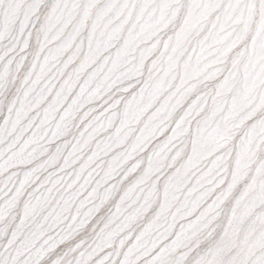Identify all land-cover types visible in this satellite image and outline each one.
<instances>
[{
	"label": "snow or ice",
	"instance_id": "6c2138e0",
	"mask_svg": "<svg viewBox=\"0 0 264 264\" xmlns=\"http://www.w3.org/2000/svg\"><path fill=\"white\" fill-rule=\"evenodd\" d=\"M0 264H264V0H0Z\"/></svg>",
	"mask_w": 264,
	"mask_h": 264
}]
</instances>
